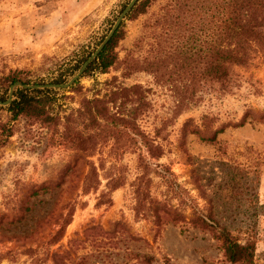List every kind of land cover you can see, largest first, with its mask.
<instances>
[{"label":"rangeland","instance_id":"rangeland-1","mask_svg":"<svg viewBox=\"0 0 264 264\" xmlns=\"http://www.w3.org/2000/svg\"><path fill=\"white\" fill-rule=\"evenodd\" d=\"M128 1L0 0V77L49 82ZM143 1L118 28L117 62L149 55L171 2ZM122 68L80 78L52 114L63 124L85 100L139 86L138 96L106 107L137 114L157 159L139 160L135 149L113 155L110 141L87 155L24 118L9 123L0 109V128L12 131L0 145V264H136L133 255L150 264H227L200 216L240 241L252 238L254 264H264L263 66L235 69L228 89L202 88L186 106L171 85ZM82 122L72 126L81 131Z\"/></svg>","mask_w":264,"mask_h":264},{"label":"trees","instance_id":"trees-1","mask_svg":"<svg viewBox=\"0 0 264 264\" xmlns=\"http://www.w3.org/2000/svg\"><path fill=\"white\" fill-rule=\"evenodd\" d=\"M141 8L139 0L126 18L132 13H140ZM160 20L161 27L152 36L148 56L140 60L125 56L117 62L113 53L118 37L117 29L85 68L81 78L105 73L115 64L123 65V76L145 72L152 76L155 83L171 85L178 93L177 105L186 106V101L192 100L202 88L228 89L235 69L258 64L264 68V0H171L163 8ZM105 22L107 29L98 38H93L92 42L80 47L72 55L73 61L60 67L56 76L49 82L33 85L66 83L108 32L112 22ZM16 82L30 85L28 80L20 77L19 72H9L0 77V102L7 99L9 86ZM78 82L75 81L65 91L14 88L11 101L0 109L9 114V123L24 118L28 126L39 125L50 132L49 137L58 144L69 145L87 155L92 153L97 144L110 141L113 155L135 149L139 160L159 158V148L136 125V113L131 117H123L117 113H109L106 107L109 103H116L117 99L123 105L130 101L131 94L138 96L139 86L121 88L112 92L107 100H85L81 111H77V118L65 117L61 124L60 118L52 114L53 106L64 92L74 89ZM78 120L83 121L81 131L72 126ZM60 126L61 131L58 130ZM11 135L10 125H2L0 145ZM197 220L202 228L213 233L227 264H254L255 241L252 238L240 241L207 217L200 216ZM68 222H64V226ZM61 230L62 228L58 233ZM133 258L136 264L151 262V258L145 255H133Z\"/></svg>","mask_w":264,"mask_h":264},{"label":"water","instance_id":"water-1","mask_svg":"<svg viewBox=\"0 0 264 264\" xmlns=\"http://www.w3.org/2000/svg\"><path fill=\"white\" fill-rule=\"evenodd\" d=\"M139 0H129L125 6L122 8V10L118 13L114 21L112 22L108 32L102 39V41L98 44V46L93 50V52L79 65L77 68L75 74L64 84L59 85H23L19 82H16L9 86L8 88V94L7 99L4 102H0V107L5 108L9 102L11 101V93L14 88H20V89H37V88H50L55 91H64L70 88L73 83L81 78L83 75V72L85 68L88 66V64L96 58L97 54L102 50L103 46L108 42V40L111 38L113 33L118 29L119 25L122 23V21L125 19L127 14L130 12V10L134 7V5Z\"/></svg>","mask_w":264,"mask_h":264}]
</instances>
